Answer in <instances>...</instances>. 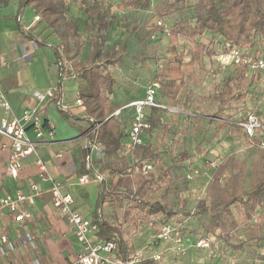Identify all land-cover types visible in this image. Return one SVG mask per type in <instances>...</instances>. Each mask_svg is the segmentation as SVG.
Returning <instances> with one entry per match:
<instances>
[{
    "label": "trees",
    "instance_id": "1",
    "mask_svg": "<svg viewBox=\"0 0 264 264\" xmlns=\"http://www.w3.org/2000/svg\"><path fill=\"white\" fill-rule=\"evenodd\" d=\"M119 1V6L125 9H145L150 4V0ZM1 3L0 0V5ZM69 4H75L82 15V24L89 32L86 39L78 34L77 23L67 19ZM112 7L106 0H18L14 17L23 37L36 41L40 46L48 45L49 36L52 35L59 42L58 49H62L63 56L57 48H53L55 63L66 78L76 82V96L83 105L81 119L88 124L85 135L92 132L88 139L103 148L101 158L92 161L93 171L102 176V181L97 183L98 194L90 215V220L97 226V231L91 235L92 240L96 243L113 242L117 256L129 261L137 250L124 237V225L119 221L110 222L106 219L105 207H125L129 214L125 219L128 229H139L140 224L151 222L153 235L166 223L172 224L174 228L173 221L179 222L191 214L149 196L151 192L164 187L162 199L166 198L172 188V171L181 167L164 164L166 153L162 137L168 133V127L162 118L165 113H170L165 109L146 108L144 117L150 128L144 132L143 144L130 150L126 149V143L133 110L123 109L120 116H112L113 112L130 103L120 105L111 99L116 86L112 69L122 61L121 50L116 46H107L113 26ZM25 9H30L34 17L39 18L36 22L42 27L40 32L21 30V17ZM189 9L191 16L183 18L182 13ZM173 14H179L180 18L166 25L163 19ZM46 32L47 35L41 37ZM158 32L166 36L168 48L163 65L153 71L152 81L159 84L157 100L170 108L162 101L160 93L172 106H176L180 92H190L186 89L187 85L199 87L204 76V71L199 68L202 56L212 58L226 52L227 43L240 49L245 48V56L249 53L252 56L264 55V0H197L192 6H186L185 0H172L169 6L161 7L153 25L147 26L138 39L140 46L146 48L156 39ZM206 34L213 38H203ZM181 41L187 42L190 47V61L187 64L186 54L180 49ZM84 49L87 53L81 60ZM149 59L152 57L143 52L137 57V62L144 64ZM63 61L68 64V72H64ZM244 71V67H237L234 74L223 81V86L211 96L215 112L206 116L211 124H217L219 130H225L230 137L245 140L247 147L256 150L259 157L250 168L233 155L224 162L219 159L220 163L215 169L208 165L212 174L206 194L204 198L193 202L190 208L192 214L206 217L207 223L200 226L198 237L191 239L195 242L206 237L210 240L211 248L213 238L221 237L223 241H228L231 230L245 227L244 230L248 231L247 238L239 244V247H243L249 244V235L264 228V149L257 143L250 144L243 130L232 122L235 115L244 116L239 112L237 104L248 96L251 87L254 88L252 91L258 88L255 85L257 82L244 76ZM57 88L61 92L60 85ZM54 102L62 116L73 117L68 110L59 106V96ZM231 110L234 113L229 114ZM180 114L179 112L173 116ZM186 115L188 118H199L202 112H198V115ZM43 122L44 126L48 125L46 120ZM152 137L154 142L148 140ZM85 153L86 150L82 148L78 159L79 174L89 172ZM179 155V160L183 161V154ZM145 164L150 165L151 169L143 170ZM225 175L227 177L222 183ZM247 177L250 178V186L244 189ZM186 181L189 182L187 179ZM180 203L184 206L186 200H180ZM226 224H230L231 229H226ZM174 230L178 235L190 238L183 229ZM217 252V256L223 254L220 249Z\"/></svg>",
    "mask_w": 264,
    "mask_h": 264
},
{
    "label": "rangeland",
    "instance_id": "2",
    "mask_svg": "<svg viewBox=\"0 0 264 264\" xmlns=\"http://www.w3.org/2000/svg\"><path fill=\"white\" fill-rule=\"evenodd\" d=\"M1 1V9L6 6H9V8L15 6L18 9V0ZM106 1L113 6L111 10L113 26L109 32L107 46L109 48L116 46L122 52V61L112 69V73L116 78V86L111 99L122 105L143 98L145 88L153 82V71L159 69L164 63V56L168 48L166 36H162L158 32L156 39L144 49L140 46L138 39L141 38L147 26L153 25L161 7L164 5L169 6L172 4V0H150L149 6L145 9H125L119 6V0ZM196 1L185 0V5L192 6ZM13 13L8 17H13ZM81 16L78 7L75 4H69L67 7V19L77 23L79 28L78 34L82 39H86L89 32L85 30ZM182 16L183 18L190 17L191 10L183 12ZM13 18L15 19V17ZM34 18L32 11L28 9L25 19L34 22ZM178 18H180L179 14H173L163 19V22L166 25H170L175 20H178ZM33 28L36 32H40L42 29L38 25H35ZM45 34L47 33H44L42 37ZM203 38L213 37L206 34ZM48 41L52 48L58 49L59 42L54 35L49 36ZM180 49H183L186 54L185 63L187 64L190 61V56L188 55L190 47L187 42L181 41ZM58 50L63 56L62 49L59 48ZM241 51L244 53L246 50L244 48ZM143 52L151 56L152 59H149L144 64H140L137 62V57ZM86 53L87 50L84 49L80 57L81 60L85 58ZM63 65L64 72H68L66 71L69 69L67 62L63 61ZM199 68L204 71V76L200 80V86L193 88L187 85L186 89L190 90V92L182 90L177 97L178 104L176 106H172L160 93L161 99L165 104L181 113L180 116H173V114L170 115L168 113L163 115L162 121L168 127V133L162 137L163 150L166 153L164 164L181 167L172 171V188L166 198L162 199L165 192L164 187L149 194L153 199L161 200L173 208L183 209V211L191 214L190 217L182 218L179 222L173 221L174 228L183 229V232L188 234L187 236H190L189 241H192L191 238H197L200 226L207 223L206 217L192 214L190 208L192 207V203L195 202L197 194L201 192H205L206 194L212 174V170L208 168V162L216 158L224 162L226 158L233 155L238 161L244 162L250 168L251 164L255 160H258L259 157L256 150L247 147L245 140L230 137L225 130H219L217 124H211L209 117L206 116V114L212 115L215 112V105L211 103V96L223 86L224 80L234 74L235 68L221 64L217 56L212 58L202 56ZM187 71L185 66V72L187 73ZM71 84L72 89L75 90L74 93L77 95L76 82L73 81ZM255 85L258 88L252 91L254 88L251 87L252 90H249L248 96L239 102L237 106L239 107V112L244 115L250 111L257 112L264 123V83L257 81ZM198 112H202L199 118H196V116L188 118L189 116L186 115L187 113L198 115ZM232 113H234V110L229 112V114ZM148 140L154 142L153 137L148 138ZM124 153L126 152L124 151ZM179 154H183V161L179 160L181 158ZM192 171H197L198 174L187 182L185 176ZM226 177L227 175L223 177L222 183H224ZM249 186L250 178L247 177L244 189H248ZM180 200H186V204L183 206ZM104 214L108 221H119V223L121 222L124 225V237L134 244L136 249L138 248L144 252L146 250L144 249L145 246H151L150 243L154 241V229L152 230L148 223L140 224L139 229L126 228L125 219L128 218L129 214L125 207L116 208L110 205L109 207H105ZM226 229H231L230 224H226ZM186 239L184 242L185 246L188 245V238ZM149 241L150 243H148ZM189 244L193 246L192 242H189ZM49 249H51V253L55 251L54 248H51L50 244ZM218 249V247L212 246L210 250L212 255L216 256ZM204 250L209 249H202V251ZM147 256L148 253L145 254L142 263L147 262L146 258L149 257Z\"/></svg>",
    "mask_w": 264,
    "mask_h": 264
},
{
    "label": "crops",
    "instance_id": "3",
    "mask_svg": "<svg viewBox=\"0 0 264 264\" xmlns=\"http://www.w3.org/2000/svg\"><path fill=\"white\" fill-rule=\"evenodd\" d=\"M14 7L0 8V92L5 95L10 105L9 118L18 117L23 111L35 108L53 129L54 137L37 146L35 152L23 161L19 178L13 180L4 168L10 153V142L0 136V197L15 190H25L30 181L37 183L40 195L34 202L27 204L34 220L26 228L37 236L36 252L30 253V256L37 255L42 264H68L75 260L80 246L66 219L52 207L49 189L51 181L62 183L64 188L73 194V208L90 219L98 194V184H77V176L80 175L78 159L81 149H84L88 124L81 119L80 109H70L73 117L66 118L57 111L53 99L45 97L40 101L34 97V92L45 94L47 90L60 85L62 101L72 104L76 93L71 87L73 81L66 78L55 63V55L49 41L48 45H39L33 61H19L20 50L17 44L23 36L13 18L17 10ZM27 11L28 9H25L21 17L22 31L35 30L33 27L37 25V22L25 19ZM12 13L13 17H8ZM2 116L3 110L0 108V119ZM27 135L34 139L30 130ZM57 155L60 156L59 159H56ZM37 160H41L46 166V181H40L38 178ZM244 229L245 227H240L231 230L228 241H223L221 237L213 238V247L220 249L223 253L221 256L212 255L210 250H197L189 243L186 255L176 256L170 243L160 242L157 246H145L144 253H148L149 257L146 258L147 262L140 264H264V228L249 235L248 245L239 247L248 235V231ZM1 230L0 227V232ZM49 244L55 249L52 253ZM155 253L160 254L158 262L150 258V255ZM18 255V264H26L28 259Z\"/></svg>",
    "mask_w": 264,
    "mask_h": 264
},
{
    "label": "built area",
    "instance_id": "4",
    "mask_svg": "<svg viewBox=\"0 0 264 264\" xmlns=\"http://www.w3.org/2000/svg\"><path fill=\"white\" fill-rule=\"evenodd\" d=\"M35 21L39 18L35 17ZM161 25V23H158ZM20 50V62L33 61L39 45L36 41L22 37L18 41ZM226 52L218 54V60L223 65H229L234 68L244 67V76L252 79L254 82L264 83V55L252 56L249 53L245 56L241 49L225 44ZM159 84L151 82L145 88L143 98L131 101L122 108L113 112L112 116L121 115V110L132 109L133 115L130 120V126L127 132L126 149L142 145L143 135L150 125L145 121L144 110L146 108H160L167 110L170 114L177 115V110L167 108L157 100ZM60 97V107L65 110L80 109L83 111L81 100L76 96L72 104H66L62 101L61 92L57 87L47 90L45 94L34 92V97L42 101L45 97L54 99ZM0 108L3 110V116L0 119V136L9 140L10 153L5 164L6 174L13 180L19 178L23 168V161L32 155L39 144L48 142L54 137V132L48 124L44 126V120L35 108H30L21 113L18 117H8L10 105L3 93L0 92ZM232 122L243 130L250 144L257 143L261 149H264V123L258 113H248L244 116L237 114L232 118ZM30 130L34 139L29 138L27 131ZM85 135L83 145L86 150V161L89 172L77 176V184L85 186L90 182L99 183L102 176L93 171L92 161L102 156L103 148L94 141H90L89 135ZM56 159L60 156L57 155ZM219 159H213L208 162L211 169L218 167ZM37 174L40 181L48 180L46 176V166L41 160L36 162ZM143 170L151 169L150 165H144ZM197 171H192L186 175L187 180L197 175ZM66 175V174H65ZM50 180V179H49ZM49 193L51 196V205L58 211L71 227L75 240L80 246L79 253L75 260L68 264H140L145 257L143 251L137 250L129 261H124L116 254V245L113 242H93L92 234L97 231V226L90 219L85 218L80 212L73 208L74 197L71 191L65 189L60 182L51 181ZM205 192L197 194L195 202L204 197ZM40 195L38 184L30 181L25 190H15L12 193L0 197V264H18L16 255L25 256L28 260L26 264H42L37 255L30 256V253L36 252L37 236L27 230V226L34 220V215L27 207L28 203L34 202ZM3 224V225H2ZM151 226V222L148 224ZM187 237L178 235L172 224L166 223L154 235V241L150 245H157L160 242H168L172 245V252L176 256H184L188 250V245L184 242ZM189 243V238H188ZM193 247L197 249H210V240L202 237L193 242ZM19 256V255H18ZM150 258L154 262L160 260V254H151Z\"/></svg>",
    "mask_w": 264,
    "mask_h": 264
}]
</instances>
